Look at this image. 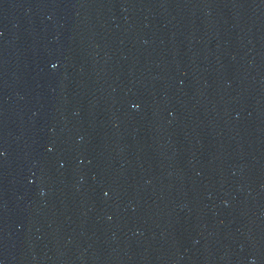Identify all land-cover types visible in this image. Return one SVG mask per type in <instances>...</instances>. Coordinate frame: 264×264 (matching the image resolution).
<instances>
[{"label": "water", "instance_id": "95a60500", "mask_svg": "<svg viewBox=\"0 0 264 264\" xmlns=\"http://www.w3.org/2000/svg\"><path fill=\"white\" fill-rule=\"evenodd\" d=\"M0 264H264V0H0Z\"/></svg>", "mask_w": 264, "mask_h": 264}]
</instances>
